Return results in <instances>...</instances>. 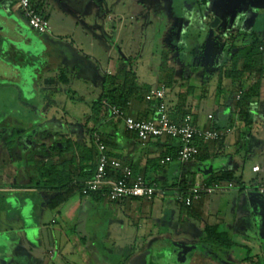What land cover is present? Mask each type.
<instances>
[{
  "label": "crops",
  "instance_id": "obj_1",
  "mask_svg": "<svg viewBox=\"0 0 264 264\" xmlns=\"http://www.w3.org/2000/svg\"><path fill=\"white\" fill-rule=\"evenodd\" d=\"M35 2L51 23L52 30L49 34L40 35L32 30L15 0L0 1L2 12L0 36L8 37L16 47L30 52V57L26 52H21L20 56L26 55V60L30 58L31 68L38 72L40 83L38 86V82H30V135L28 134L30 141L24 139L20 142L22 145L8 151L11 161H7L4 152L5 142L0 139V194L9 192L8 197H18L21 190L18 187H22L20 183L25 180V184H28L27 179L30 177L32 181L30 186H24L23 190L36 197L30 200L33 204L32 210L35 209L36 200L40 197L43 196L46 203L53 193L33 186L39 180L35 163L30 161V174L18 170V167L24 166L26 153L31 155L41 144L48 149L55 134L71 138L80 149L84 146L90 147L93 130H98L104 135L113 158L132 167L148 181H157L159 184L156 197L151 202L141 198L112 202L107 199H95L88 194H75L55 211L52 219L55 226L51 232L52 241L50 239L52 246L48 251L50 253L54 250L55 254L51 258L48 252L44 251V255L49 257L53 264L54 261L56 264H66L61 248L70 242L66 232L69 225L75 222L74 229L80 227L93 244L98 264H114L112 259L114 255L122 258L120 261L123 264H210L208 255L199 252L198 244L204 228L216 226L220 231L227 232L235 242L232 249L221 253L222 264H239L248 256L262 259L264 263V196L257 191L264 182V79L258 95L251 104L255 120L251 128L244 127L239 122L238 114L232 106V96L230 94L220 96L217 91L220 60L225 42L234 39L241 45L249 42L253 34L264 37V0H207L203 3L201 13L197 5L199 0H35ZM133 7L141 10L142 23L152 22L149 8H152L150 12L152 14L160 12L157 21L163 28L169 29L170 26L171 31L175 32L178 43L170 48L173 58L170 67L176 70L178 81L188 80L181 90L179 82L175 88H168L167 103L175 105L179 91L183 92L184 88L191 86L194 92L188 97L187 107L192 111L194 122L202 128H231V132L223 140L202 143L201 155L195 161L183 163L175 159L162 164V160L167 156L177 155L176 140L161 137L143 144L126 128L123 121L107 116L105 111L99 115L95 114L92 109L94 103L86 106L83 121H77L75 119L77 116L66 110L61 114L54 105L46 109L45 104L42 107L34 101L38 93L37 88L55 85L53 74L56 79L60 77V82L65 86L74 84L77 78L73 77V74L78 69H86L88 71L85 73L86 79H92L95 73L80 58L82 55L89 59L96 56L84 51L82 39L89 37L93 30L98 32L100 30L98 27L101 30L105 28L113 32L119 31L120 38L124 39L126 28L117 22L118 28L115 30L116 22L114 20L110 22L109 16L114 17L117 13L122 19L124 10ZM178 8L182 11H178ZM190 24H197L195 30L200 31L201 38L206 41L203 62L197 72L191 71V65L187 61L179 63V59L184 61L181 57L184 52L181 50L179 40L188 37ZM36 43L39 44V49L35 52L33 48ZM123 53V59L112 61L106 69L101 68L103 82L108 76L118 75L125 64L131 65L132 56L128 60V54ZM138 58L140 59L136 60V63H142L143 55H138ZM142 68L143 74L139 66L134 69L139 82L150 85L152 89L158 88L161 71L152 73L148 64H144ZM184 71L191 73L184 76ZM0 78L5 80L1 76ZM13 79L7 80L15 81ZM221 83L223 87L232 86L230 79L224 78ZM248 84L246 82V87ZM82 92L75 90L76 97H80V101L86 103L87 94ZM102 93L103 84L101 91L96 90L91 100L96 102ZM48 94L47 91L45 95ZM153 109L148 102L134 100L128 112L134 118L149 119L153 116ZM210 115L212 118H209ZM3 127L0 126V129ZM9 131L11 130L5 134L11 135L12 131ZM42 137L47 140L40 142ZM71 154L65 157L69 158ZM59 157L55 153L49 155L46 160L56 161ZM256 166L260 167L257 172L253 170ZM75 167L74 163L72 168ZM223 173L231 175L232 178L222 182V190L204 195L201 200L194 202L191 208H186L177 201L182 188H187L185 190L187 192L196 182L202 180L208 182ZM230 182L234 183V188L227 187ZM185 184L188 187H184ZM36 193H39L38 196ZM33 218L37 232L44 231L45 226H42L44 220L39 221L36 216ZM1 220L0 216V235L7 236L10 241L7 246L0 245V264H29L30 258L26 254L28 252L24 253L26 250H22L26 245L24 235H20L21 238L16 240L15 235L10 232L11 225L9 223L4 225ZM18 228L26 232L24 222ZM35 234L32 241L35 240Z\"/></svg>",
  "mask_w": 264,
  "mask_h": 264
},
{
  "label": "trees",
  "instance_id": "obj_2",
  "mask_svg": "<svg viewBox=\"0 0 264 264\" xmlns=\"http://www.w3.org/2000/svg\"><path fill=\"white\" fill-rule=\"evenodd\" d=\"M206 1L207 0H199L197 5L200 13L203 10V3ZM33 2L39 10H42L37 6L35 0H33ZM180 11H182V9ZM196 25L197 24H190L188 27V37L179 40L182 47L181 50L184 52L181 57L184 58V62L187 61V63L191 65V71L194 72L200 70L206 46V41L201 38L200 31L195 30ZM224 48L220 60L218 94L220 96H225V94H230L232 96V106L238 114L239 122H241L244 127L251 128L255 121L251 111V104L253 99L258 95L261 82L264 79V37L253 34L249 42L241 45L234 39L227 40L224 44ZM197 49H199L198 53L196 52ZM185 56H187L188 59L185 58ZM171 61H173L172 52L168 49L164 51L160 65L162 76L159 87L165 85L167 89L175 88V85L179 82V90H181L188 79H182L181 81L176 79V70L170 67ZM204 72L207 73L206 71ZM224 78L232 81L231 87L222 86L221 80ZM246 82L249 83L247 87ZM153 90L154 89H152L150 85L141 84L137 72L132 69L131 66L125 64L118 75L108 76L104 79L103 93L101 97L94 102L92 106L93 112L99 115L105 111L106 115L109 116L107 106H115L129 114L128 111L131 102L138 100L151 104L154 108V116L162 102L160 100H149L147 98ZM193 92L194 88L191 86H187L186 92L179 91L177 103L175 105L167 103V98L165 99L164 102L173 121L181 122L186 116L192 115V111L188 109L187 104L188 97L192 95ZM104 102H106V104ZM135 119L143 121L149 120L150 118ZM117 120L123 121L121 119ZM216 129L224 130L221 128ZM97 131L98 130H93L91 132L92 144L90 147L84 146V148L80 149V146L71 138L62 134H55L52 144L48 149L45 145L41 144L38 146V150L34 151L31 155L30 153H26V160L30 159V161H33L38 172L39 180L34 184L32 183L33 186L39 190L51 191L53 193L52 197L45 203L50 210L58 211L59 208L77 193L88 194L95 199H106L103 191L94 192L87 187V182L92 179L97 170L99 151L93 137L94 133ZM23 137V132H21V130L14 129L11 135L5 134L4 131L0 132V139L5 142L4 152L6 153L7 161H11L8 151L12 149V144L19 143ZM101 138L102 142L108 148V142L102 133ZM202 143V141L198 142L200 147ZM55 153L60 156L56 161L51 159L46 160L49 155ZM69 154H71V156L66 158L65 155ZM108 154L112 157L109 149ZM172 157L175 160L177 155L174 154ZM74 163L76 167L73 169L72 165H74ZM26 168L27 167L24 165L18 167V170L19 172H27ZM109 174L114 178L120 175V173L111 170ZM231 178V175L223 173L215 176L207 183H222L224 180H231ZM31 182L29 177L27 179L28 185L31 184ZM148 182L156 183L157 187L159 186L157 181ZM20 184L24 185L25 180ZM184 187H188V185L185 184ZM186 189L187 188H182L180 191H185ZM181 205L185 206L184 204ZM185 207L191 208L192 206ZM234 245L235 242L233 238L227 232L220 231L216 226H206L203 231V236L200 238L198 249L200 253L202 251V253L208 255L207 258L211 260L210 264H222L221 253L228 252ZM239 264L264 263L261 262L259 258L254 259L248 256Z\"/></svg>",
  "mask_w": 264,
  "mask_h": 264
},
{
  "label": "rangeland",
  "instance_id": "obj_3",
  "mask_svg": "<svg viewBox=\"0 0 264 264\" xmlns=\"http://www.w3.org/2000/svg\"><path fill=\"white\" fill-rule=\"evenodd\" d=\"M16 2H18V0H15V3ZM151 10L152 8L148 9L149 14L152 18V22L147 23H142L141 19H143V16H141L140 14L141 10L134 7L133 9L124 10L122 19H120L121 15L117 13H115L114 17L109 16L110 22L113 20L116 22L115 30L118 28L119 22V25L126 28V36H124V39H121V33H119V31L113 32L105 28L104 30H101V28L98 27V29H100L98 32L93 30V33L90 34L89 37H84L82 39L85 47L83 48L84 51L90 52L96 56V58L94 59H89L83 55L80 58L81 61H83L84 64L89 65V67H91L90 69L95 73V75H92V79H86V69H78L73 74V77L77 78V80L74 81V84H72V86H65L60 82V77L56 79L55 74H53V82L55 83V85L53 87H47L43 89L40 87L37 88L38 93L35 96L34 101L37 102V104L39 103V105L42 107L45 104L46 109L54 105L61 112V114L66 110L71 115L77 116L75 117L77 121H81L87 111L86 106L94 103L95 101L91 100L93 99L91 97L93 96V94H95L96 90L101 91L103 84V79L101 77V68L106 69L112 61L116 62L120 58L123 59V52L128 54V60L132 56V58L130 59V66L132 69H135L139 66L141 73L143 74L144 71H142V66H144V64H148L152 73H159L164 51L175 47L178 42L176 41L177 38L175 32L171 31V27L169 26V29H165L163 28L162 24L157 21V17L159 16L160 12L152 14L150 13ZM180 10L181 8H178V11ZM133 14L135 16H133ZM142 25L144 27H142ZM91 45L93 46L91 47ZM129 53L131 54L129 55ZM140 53L144 58L142 60V63L138 62L137 64L136 60L140 59L138 58V55H141ZM185 58H187V56H185ZM182 62L184 61H182V59H179V63L181 64ZM28 72L26 75H24L23 78L21 77V82L19 81V83L16 81L0 80V126L4 124V127H6H3L0 130H3L4 132L8 130H11L13 132L12 128H10L11 125H7L8 123H11L12 125L14 124V126L16 127L15 130H21L22 126H25L26 128L30 127V82H38V86H40V83L37 77L38 72L35 71L34 68H30ZM145 73L147 72L145 71ZM190 73L191 72L189 71H184L183 75L186 76ZM64 74L66 73L64 72ZM13 76H15V74H13ZM66 76L67 75H65V77ZM184 89L185 90L183 92L186 91V88ZM75 90L83 91L82 93L87 94L85 95L86 103H82L80 101V97H76ZM47 91L49 92V94L45 95ZM26 135L24 134V136ZM40 139V142L47 140L44 137ZM18 147V143L12 144V149ZM24 165L27 167V172L30 174V159L25 160ZM24 186L29 187L30 184H24L22 185V187H18L21 190L17 198L20 202H24L28 198L27 200H29L28 203L30 206V200H32V198L35 199L36 197L24 191ZM9 194V192H2L0 194V212L2 213L0 215L2 217L1 222L3 221L4 225H8V223L9 225H11L10 232L15 235L14 238L16 240L21 238H19L20 235H24L23 239L26 240V245L24 248H22V250H26L24 253L28 252L26 254L29 255L30 258L29 264H42V262L44 264H51L52 262L53 264V261L49 259V257L52 258L54 256V254L52 255L53 251H50V253L48 251L52 246L50 243V239L52 238V229L55 227L52 224V219L54 217L55 211L50 210L46 206L45 199L42 195V197L40 198L37 197L39 199L36 200L35 209L32 210V215L34 214L33 216H36L37 220L39 221L44 220V225L42 226H45V229L44 231L37 232L35 234V240L32 241L26 232L20 231L22 229L18 228L20 227V224H23L21 219V211L14 208L10 203H8V200L10 199V197H8ZM37 194L39 193H36L35 195L38 196ZM74 224L76 223L73 222L72 225H69V230L66 232L68 233L70 242H68V244L64 246L65 248H61V251H63V254L67 261L66 264H98V261H96V255L94 254V246L91 243L89 237H87V235L80 229V227L74 229ZM63 239L65 238L63 237ZM23 251L21 252L23 253ZM44 251L48 252L49 257L44 255ZM112 259H114V264H123L120 261L122 258L116 255H114ZM260 261L262 262V259ZM108 262L112 261L108 260ZM54 264H56L55 261Z\"/></svg>",
  "mask_w": 264,
  "mask_h": 264
},
{
  "label": "built area",
  "instance_id": "obj_4",
  "mask_svg": "<svg viewBox=\"0 0 264 264\" xmlns=\"http://www.w3.org/2000/svg\"><path fill=\"white\" fill-rule=\"evenodd\" d=\"M2 1V0H0ZM17 7L23 12L32 30L40 35L51 33L52 27L49 19L43 10H39L33 0H18ZM168 89L165 85L154 89L147 97L149 100H160L155 115L149 120H138L127 114L118 107H108V115L111 118L123 120L126 128L136 134L139 140L146 144L150 140L161 137H169L178 142V153L176 159L180 162L195 161L201 155V147L198 142H219L231 132L230 128L219 130L216 128H202L198 126L192 115L186 116L181 122L171 119L165 104ZM106 104V102H104ZM212 118V115L209 116ZM94 142L99 151L97 170L95 175L87 182L89 190L103 191L107 200L115 202L129 198H141L153 201L157 193V184L149 183L143 175L134 171L120 160L112 158L108 154L107 146L102 142L101 133L95 132ZM172 156L162 160V164L173 161ZM120 173L119 177H112L109 171ZM255 172L260 170L259 166L253 168ZM228 188H234L233 182L228 183ZM223 189L221 182L207 183L206 181L196 182L189 190L181 191L177 201L190 207L202 199L204 195L214 194ZM258 193L264 196V182L258 187ZM55 254L53 250L52 255Z\"/></svg>",
  "mask_w": 264,
  "mask_h": 264
},
{
  "label": "water",
  "instance_id": "obj_5",
  "mask_svg": "<svg viewBox=\"0 0 264 264\" xmlns=\"http://www.w3.org/2000/svg\"><path fill=\"white\" fill-rule=\"evenodd\" d=\"M1 13L2 12L0 11V14ZM38 49L39 44L36 43L33 50L36 52ZM21 52H26L30 57V52L28 53L25 51V49L21 50L20 48L16 47L8 37L0 36V76L5 79L4 81L10 77H13L18 79L17 82L19 83V81L21 82V77L23 78L24 75H26L30 70V58L24 60L25 63L23 64H19L17 61V58L21 57ZM13 74H15V76H13ZM28 136L29 135L27 134L25 136L26 138H22V140L27 139L28 141ZM18 145H20V142ZM28 202L29 200L26 199L24 202L20 203L17 197H10L8 200V203L21 211V219L24 222V229L27 232L29 238L32 240L34 238V234L37 232V229L34 228V218L33 215H31L33 204L31 203L29 206ZM9 241L10 239L7 236L0 235L1 246H7Z\"/></svg>",
  "mask_w": 264,
  "mask_h": 264
},
{
  "label": "flooded vegetation",
  "instance_id": "obj_6",
  "mask_svg": "<svg viewBox=\"0 0 264 264\" xmlns=\"http://www.w3.org/2000/svg\"><path fill=\"white\" fill-rule=\"evenodd\" d=\"M26 55H23V56H21L19 59H17L18 60V62H19V64H23V63H25V61L24 60H26ZM13 80H15L16 81V78H14ZM7 125H11V128H12V130H14L16 127L14 126V124L12 125L11 123H8ZM2 126H4V124L2 125ZM4 128H6V127H4ZM22 129H21V132H23V135L24 134H26V132H27V134H30V127H21ZM21 142V141H20ZM20 145H22V144H20ZM21 147V146H20ZM25 147V143L23 144V148Z\"/></svg>",
  "mask_w": 264,
  "mask_h": 264
}]
</instances>
